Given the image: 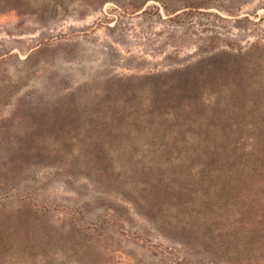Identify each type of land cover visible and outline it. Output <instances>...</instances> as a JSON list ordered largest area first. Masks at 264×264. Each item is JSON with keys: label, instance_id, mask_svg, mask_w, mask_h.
Masks as SVG:
<instances>
[{"label": "rangeland", "instance_id": "374dc122", "mask_svg": "<svg viewBox=\"0 0 264 264\" xmlns=\"http://www.w3.org/2000/svg\"><path fill=\"white\" fill-rule=\"evenodd\" d=\"M162 1L0 0V264H264L225 178L264 133V0ZM198 80L215 137L153 147Z\"/></svg>", "mask_w": 264, "mask_h": 264}, {"label": "trees", "instance_id": "16d2710c", "mask_svg": "<svg viewBox=\"0 0 264 264\" xmlns=\"http://www.w3.org/2000/svg\"><path fill=\"white\" fill-rule=\"evenodd\" d=\"M160 2L163 11L167 14H173L176 11L173 5L162 0ZM188 6L184 5L183 7L189 9L175 13L170 19L179 22L186 15L191 14V8L195 6ZM203 84L200 80L196 83L184 82L183 87L178 89L177 95L173 99H168L169 105L173 107L172 113H166L161 119L149 117L148 121L141 120V122L144 121L145 133L149 135L153 147L165 149L167 146L175 147L181 142L183 144L190 142V145L199 147L208 146V138L215 137L214 129L211 128L213 124L208 122L205 116L199 119L197 108L201 105L199 104L201 99L194 97ZM250 148L251 154L248 161L225 164L227 172L225 178L230 192L234 193L235 197L255 207L256 211L261 210L264 215V133L259 144L256 141Z\"/></svg>", "mask_w": 264, "mask_h": 264}]
</instances>
